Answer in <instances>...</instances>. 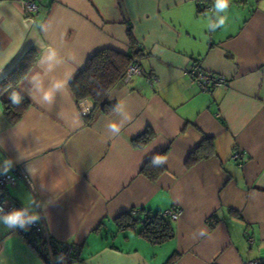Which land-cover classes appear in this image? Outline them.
<instances>
[{
	"label": "crops",
	"instance_id": "0c3cea01",
	"mask_svg": "<svg viewBox=\"0 0 264 264\" xmlns=\"http://www.w3.org/2000/svg\"><path fill=\"white\" fill-rule=\"evenodd\" d=\"M36 3L38 14L28 17L20 0H0V163L12 159L11 170L27 177H17L11 197L23 206L31 194L44 206L36 223L50 238L79 246L76 264H167L173 256V264H247L264 257V0H231L215 32L206 27L215 19L214 0ZM129 36L141 53L140 74L105 99L131 117L113 135L106 125L121 119L116 109L87 123L93 104L77 102L69 83L99 50L130 53ZM50 46L63 63L46 73L39 60ZM29 50L37 60L17 89L30 107L10 125L1 101L10 87L2 82ZM194 63L227 85L208 92L189 86ZM34 73L41 75L32 82ZM56 78L67 86L49 105L37 88ZM147 131L152 139L134 147ZM200 146L205 158L187 167ZM17 150L28 159L17 161ZM164 151V172L150 181L141 169ZM176 208L177 220L166 216L174 236L160 245L114 222L124 213L141 218ZM33 246L38 240L29 244L20 230L0 224V264H51Z\"/></svg>",
	"mask_w": 264,
	"mask_h": 264
},
{
	"label": "trees",
	"instance_id": "16d2710c",
	"mask_svg": "<svg viewBox=\"0 0 264 264\" xmlns=\"http://www.w3.org/2000/svg\"><path fill=\"white\" fill-rule=\"evenodd\" d=\"M131 52L121 54L112 49H102L94 53L85 63L79 73L70 81L69 88L71 94L77 102L89 100L93 104V109L85 121L90 123L96 112L104 116H109L115 111V105H109L106 102L108 93L123 81L128 67L141 57L140 50L136 49L132 38L129 36ZM37 52L29 50L25 52L17 61L14 67L9 71L3 80V84L10 87L7 98H1L3 107V116L10 125L17 124L27 109L30 107L29 101L18 91L19 83L27 76L37 60ZM13 91L19 92L23 97L19 105L12 104L10 95ZM153 137L150 131L145 132L139 138H136L132 144L134 147L146 145ZM207 139H205L206 141ZM201 146L197 151L192 153L187 161L186 166L190 167L199 161L203 156ZM157 155H165V151ZM152 158L145 163L141 173L150 181H156L164 172V167L153 166ZM119 231L132 230L137 231V235L147 240L152 245H160L163 242L173 238L174 232L172 222L161 213L144 214L143 217H137L132 213H124L114 220ZM24 238L32 244L38 240V246H33L42 258L49 260L47 244L43 236L32 230L29 232L21 231ZM175 257H171L167 264H173Z\"/></svg>",
	"mask_w": 264,
	"mask_h": 264
},
{
	"label": "clouds",
	"instance_id": "9594fccd",
	"mask_svg": "<svg viewBox=\"0 0 264 264\" xmlns=\"http://www.w3.org/2000/svg\"><path fill=\"white\" fill-rule=\"evenodd\" d=\"M231 4V0H214L213 4V13L215 15V19L209 18L206 27L215 32L219 28H223L227 21V12L229 6ZM264 7V5H262ZM41 27L46 31L43 25ZM63 63L59 52L54 47H48L46 53L40 57L39 64L45 65L44 72L51 73L54 72L56 67ZM2 72V70H0ZM40 73H34L32 76V82H35L37 78L40 76ZM67 80L66 79H53L49 81L48 87L45 88L43 86V81H40V86L37 88V91L41 93V99L46 104H53L55 97L57 94H62L66 89ZM23 97L19 92L13 91L10 95V100L12 104L19 105L22 102ZM118 114L121 115L120 120L110 121L106 127L107 130L113 135H118L121 132V129L126 122V120L131 119L130 116H125L122 106L117 103L115 106ZM0 147H3L0 145ZM28 157L17 150L16 160H27ZM166 162V158L160 155H156L152 157L151 163L153 166H162ZM14 166V161L12 159H4L2 163H0V175H7ZM28 172L32 177H35L34 169L29 165ZM41 188L43 186L41 185ZM44 207L41 205L39 201L36 200L34 196L29 194L23 202V206L20 208H13L12 210L5 212L2 207H0V224L4 225L7 229H22L26 230L31 225L35 224L41 219L40 212L37 211L38 208ZM203 235V233H201ZM65 257L61 253L57 260L60 264H63Z\"/></svg>",
	"mask_w": 264,
	"mask_h": 264
},
{
	"label": "built area",
	"instance_id": "2783aa9c",
	"mask_svg": "<svg viewBox=\"0 0 264 264\" xmlns=\"http://www.w3.org/2000/svg\"><path fill=\"white\" fill-rule=\"evenodd\" d=\"M25 14L28 17H35L39 12V7L36 3V0H20ZM140 74V65L138 61L132 63L124 76L125 81L133 75ZM187 82L189 86L196 87L201 92H208L215 88L225 87L227 85V80L222 76L213 75L210 73L204 72L198 63L192 64L186 72ZM85 115V112H82ZM240 153H234L233 159L239 160ZM17 177H21L24 180H27V177L20 171L13 169L7 175H0V207L4 209L5 212L12 210L13 208L22 207L17 203L10 194V189L14 186ZM182 210L179 208L169 210L163 214L170 218V220H177L181 215ZM18 230L29 232L36 231L40 233L46 241L47 251L49 255V261L51 264H59L57 257L62 253L65 257L63 264H76L78 261V256L80 248L74 244H66L59 241H56L50 238L41 227L35 223L28 227L26 230L17 228ZM247 264H264V257L250 261Z\"/></svg>",
	"mask_w": 264,
	"mask_h": 264
}]
</instances>
